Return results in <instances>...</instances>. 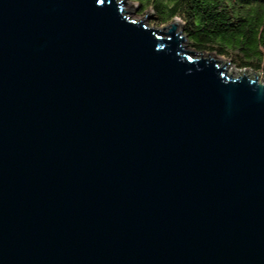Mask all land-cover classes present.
<instances>
[{
	"label": "water",
	"instance_id": "obj_1",
	"mask_svg": "<svg viewBox=\"0 0 264 264\" xmlns=\"http://www.w3.org/2000/svg\"><path fill=\"white\" fill-rule=\"evenodd\" d=\"M136 10L0 0V264H264V81Z\"/></svg>",
	"mask_w": 264,
	"mask_h": 264
},
{
	"label": "trees",
	"instance_id": "obj_2",
	"mask_svg": "<svg viewBox=\"0 0 264 264\" xmlns=\"http://www.w3.org/2000/svg\"><path fill=\"white\" fill-rule=\"evenodd\" d=\"M152 24L179 18L193 50L228 58L239 69L264 72V0H131Z\"/></svg>",
	"mask_w": 264,
	"mask_h": 264
},
{
	"label": "rangeland",
	"instance_id": "obj_3",
	"mask_svg": "<svg viewBox=\"0 0 264 264\" xmlns=\"http://www.w3.org/2000/svg\"><path fill=\"white\" fill-rule=\"evenodd\" d=\"M137 7V10L135 12H131V15H132V18L138 20V19H141L143 18L147 13H148V17L145 19V23L149 26H157L155 24H152V19H154L153 17H155V13H154V10L152 8H149L147 9L144 13L140 14V6L137 2H133ZM127 7H129V5H127ZM179 19V18H178ZM168 25V24H167ZM165 25V26H167ZM157 27H164V26H160L158 25ZM181 28V25L179 26ZM185 45H187V48L186 49H193L191 46H190V43H189V40H187V42L184 43ZM207 56V54L205 55ZM214 56L215 58L219 59V60H222L220 61L221 63L223 62H229L227 64V69L229 70L230 73H234V75H238L239 73H241L242 71H247V74H250L252 77H254V72L253 70H250V69H239L238 67H236L235 65H233V63L228 59V58H225V57H221V56H218L214 53ZM198 57H200L198 55ZM259 78V80L261 81H264V72H255ZM261 75H262V79H261Z\"/></svg>",
	"mask_w": 264,
	"mask_h": 264
},
{
	"label": "bare ground",
	"instance_id": "obj_4",
	"mask_svg": "<svg viewBox=\"0 0 264 264\" xmlns=\"http://www.w3.org/2000/svg\"><path fill=\"white\" fill-rule=\"evenodd\" d=\"M214 58H215V56H213ZM217 59V58H216ZM221 63V62H220ZM225 62H223V63H221L222 65L224 64ZM226 67H227V65H226Z\"/></svg>",
	"mask_w": 264,
	"mask_h": 264
}]
</instances>
